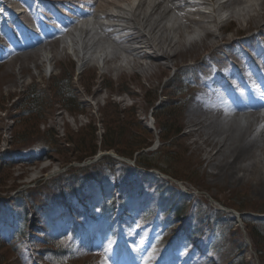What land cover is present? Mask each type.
Instances as JSON below:
<instances>
[{
  "label": "rangeland",
  "instance_id": "obj_1",
  "mask_svg": "<svg viewBox=\"0 0 264 264\" xmlns=\"http://www.w3.org/2000/svg\"><path fill=\"white\" fill-rule=\"evenodd\" d=\"M153 1L146 0L144 12ZM244 1L225 10L222 29L212 14L203 13L202 21L210 31L201 40H187L184 31L181 36L171 33L174 41L182 42L180 49H162L168 51L166 59H155L150 48L145 52L151 56L142 57L134 49L137 44L126 49V43L106 38L98 24L102 31L96 30L94 42L98 50L103 49L101 61L90 52L78 62L59 33L44 40L31 34L13 41L9 28L45 22L44 10L26 4L20 14L22 2L10 5L12 0H0V264H264V221L255 224L247 219V226L260 233L255 248L261 261L242 218L264 211V151L249 143L242 153L233 154L251 133H246L245 124H237L228 105L209 103L211 95L202 88L214 66L227 73L233 64L251 69L252 63L241 60L247 52L255 62L262 58L263 0ZM138 2L129 0L116 5L123 9L111 7L107 12L126 15V9L133 11ZM171 3L176 2L166 1L164 7ZM188 9L193 8L176 4V26L186 21L185 16L197 18L199 12L188 16ZM91 10L93 17L103 13L96 7ZM35 11L40 17H26ZM22 14L26 18H20ZM119 23L131 26L127 21ZM165 24L170 25L166 19L161 25ZM159 32L156 29L152 38ZM35 42L36 46L24 48ZM29 55L36 57L17 58ZM65 77L71 78L70 86L63 96L56 95V86ZM31 87L43 92L45 99L28 116L26 91ZM63 97H75L76 108L68 110ZM215 106H220L217 111L209 109ZM258 124L261 129L254 127L256 135L263 129L264 117ZM229 125L233 128L227 131ZM209 127L220 131L211 132L204 142ZM178 129L181 132L175 134ZM120 130L125 132L121 137ZM108 132H114L115 144H125V156L117 154L115 147L103 150ZM20 133L27 136L22 142ZM225 137L229 139L222 146ZM94 148L120 159L104 155L91 165L89 159L76 160ZM140 152H155L147 158L163 171L159 181L177 185L194 200L179 206L192 214L195 228L203 229L199 236L185 215L164 212L172 202L169 188L162 190L160 183L137 172L127 175L107 160L99 163L109 156L136 168ZM108 196L116 198L118 215L113 220L97 218L103 211L98 207ZM208 202L244 211L235 210L240 220L232 221L217 217ZM104 204L111 210L112 201ZM60 210L64 214L59 216Z\"/></svg>",
  "mask_w": 264,
  "mask_h": 264
},
{
  "label": "bare ground",
  "instance_id": "obj_2",
  "mask_svg": "<svg viewBox=\"0 0 264 264\" xmlns=\"http://www.w3.org/2000/svg\"><path fill=\"white\" fill-rule=\"evenodd\" d=\"M12 1L13 2H8V3L10 5H13V4L15 5V1L22 2L23 5L20 4V7L18 8V12H17L20 14L25 13L26 8L28 7L26 4L30 5V7H32V9H33L34 5L37 7H41L44 10L41 17L43 19H46V20L50 19V18H64L65 16H69V15L75 14L76 12H79L83 8L92 9V8L96 7L99 12L100 11L103 12L102 15L99 16V18L103 17L107 20L110 19L112 21H127V23L131 24V29H132L131 31H127L124 28H120L117 30L113 29L114 33H110L107 30H105L104 31L105 37L106 38H113L112 36L114 34L115 35L120 34L121 38L118 40L124 44L126 43L125 48L127 49L129 46L132 47V45L137 44L134 47V49L140 50L141 55H143L142 57H144V58L151 56L145 52L146 48H150L155 53L153 56L155 59H166L165 56H168V51H162V49L164 47H172V49L173 48L180 49L181 42H182L180 40L174 41L172 36H171V33L177 32V34H179L181 36L182 31H184L183 35L185 36V38H187V40L188 39L189 40H195L196 38H195V36L192 35L191 31H189L187 34L185 33V31L187 29L192 28L193 27L192 24H195V23H196V26H198L199 28H201L203 30H205L207 28V25H208V24H205V21H202V19L204 18L203 17L204 14L199 12V14H197V16H196L197 18H189V17L185 16L184 18H186V21L176 26V18H174V13H177V10H176V4L178 2L177 0H156V1H153V3H151L152 5H150L149 10L146 12H144L145 11L144 7L147 4L146 0H138L139 1L138 4L136 5L135 8L133 7V11L131 10V12H130L131 16H124V15H120V14L115 15V14L107 12V10L111 7L123 9L122 7L116 6V5L123 3V2H126V1L128 2L129 0H30V1L29 0H12ZM166 1L167 2H176V3H175V5H174V3H171V5L169 4V5L164 7V2H166ZM204 1L206 3L212 2V0H204ZM243 1L244 0H229L228 2H226L220 6L222 9L232 8V6H234L233 8H238L240 5H242L243 3L246 2V1H244V2ZM263 4H264V0H263ZM17 6H19V5H17ZM44 7H45V9H44ZM138 10H140L139 14H137ZM260 10H261V12L259 14L261 15V17H264V8L260 7ZM92 13H94L93 10H91L90 14H92ZM40 14H41V12H40ZM259 14L257 16H259ZM31 15H33V14H31ZM36 16L40 17L39 14L36 13V11H35L33 16H26V17H29V18L34 17L35 18ZM19 17L20 18H22V17L26 18L25 15H23V14H22V16H19ZM164 19H166L168 24H170V25H166V24L161 25ZM213 21L214 20H212V23H213ZM209 23H211V22H209ZM85 25L86 26H82L79 29L75 27L69 34H67V37H66L67 39H65L64 42H66L68 44V47L71 50H73L76 58L78 59V62H83L85 57H87L86 55L90 54V52H91V54L96 55L95 56L96 58L98 57V59H97L98 61H101L103 49L98 50L99 46L96 44V42H94L97 29H96L95 25L92 23L88 22ZM220 26L221 27L218 26V29H222L224 25H220ZM115 27H117V26H115ZM156 29H159V31H160L159 33H161V34H159V36L157 38L155 37V39H153L152 37H153ZM201 39L202 38L197 37L196 40H201ZM143 40H145V41L142 42ZM53 42L54 41H52L51 43H48V44L50 45ZM36 44L37 43L35 42L34 44L26 45L24 48L34 47V46H36ZM130 47H129V49H131ZM125 48H124V50H125ZM92 49H93V51H91ZM134 49H132V50H134ZM42 51H44V53H45L46 50H42ZM249 54H248V52L245 53L243 56H241V60H244V61L247 60L250 63H252L251 60H248L251 58L250 57L251 54L250 55ZM25 57L33 58L36 56L29 55V56H23V57L20 56L17 58L20 59V58H25ZM113 57H112V60L115 59V57L114 58ZM259 64L264 66V58L260 59ZM251 73H252V75L256 76L255 65L253 63L251 64V69L249 71H246V70L243 71V74H246V75H249ZM236 82L244 83V81L240 75H238ZM197 100H201V99L198 97ZM219 107L220 106H215V107H210L209 109L214 111L216 109L218 110ZM260 107H262V106L256 107V108L251 109V110H254V111L258 110L259 111ZM228 110L231 111L230 107H228ZM249 110L250 109L244 110V111H242L241 114H238L235 116L237 124L238 125L239 124H245L248 127V128L246 127V129H245L246 133L250 132L251 135L248 136L249 138H246L247 141H245V143L239 144V146H236V148L233 151V154L242 153L244 150H246L248 148L249 143L257 144L258 147L260 148V150L264 151V126L262 127L263 129L258 135H256L255 131H254V127H256L255 128L256 130H258V128L261 127V125H259L258 122H259V118L264 117V113H260V112L255 113L254 112L253 115H248L246 113V111H249ZM201 121H203V120H201ZM195 123L198 124L197 122H195ZM232 128H233V125H229V128H227V131L232 130ZM219 131L220 130H218V129H213L212 127H209L208 133H205L208 136L206 137V139H204V142L208 141L209 136L212 135L211 132L217 133ZM223 131L227 132L226 129ZM224 132H222V133H224ZM227 139H229V138L225 137L221 140L222 146L225 145L226 141H228ZM209 143H211V142H209Z\"/></svg>",
  "mask_w": 264,
  "mask_h": 264
},
{
  "label": "trees",
  "instance_id": "obj_3",
  "mask_svg": "<svg viewBox=\"0 0 264 264\" xmlns=\"http://www.w3.org/2000/svg\"><path fill=\"white\" fill-rule=\"evenodd\" d=\"M62 80H65L64 83H60V84H58V86H56V88H57V91L55 93L56 95L59 94L60 96H63L62 93L63 92H66L65 91V88H67V87L70 86L71 78H69V77L66 78L65 77V79H62ZM26 92H27L26 93V95H27V99L26 100H27L28 105L30 107L29 110H26L27 111L26 114L28 116H30L31 114H33V113L36 112L34 107H41V106L44 105V102L43 101H44L45 98H43V95H42L44 93L41 92V91L36 90L34 87L29 88ZM75 100H76L75 97H72L71 100L63 97V100L62 101H63V103H65V106L67 107V109L70 110L71 108H73V109L76 108V102H75ZM157 110H159L158 107L155 108V111H154V120H155V123H157L156 122L157 121V118H156V115H155V112ZM168 129L169 128L166 129V131H167L166 134H168L169 131H170ZM120 132L121 133H118L117 134L119 137H121L122 135L125 134L124 130H120ZM180 132H181V130L178 129V130H176L175 134H179ZM113 133L114 132H108V133L104 134L105 136H104V139L102 141L103 142L102 143L103 150H109V149L115 147L114 149H116L115 152L117 154H119L120 156H125L126 155L125 154L126 153V151H125L126 150L125 149V144L124 145L115 144L114 141L111 140L112 139V136H113L112 135ZM26 137L27 136H25L24 133H20L19 136H18V140L20 142H22L23 140L26 139ZM160 142H162L161 135H160ZM148 146H149V144H147L145 147L147 148ZM97 152H98L97 149L94 148L93 151L90 152V154L88 153V154L84 155L83 157L78 158L76 160L77 161H84L85 159L93 158L96 155ZM136 152H137V150L136 151L134 150L131 154L134 155ZM82 153H84V152H82ZM154 153L155 152H153V153H143V152L141 153L140 152V154L137 155L136 156V159H135L136 160V168L135 167H132V166H125L124 163L118 162V161L114 160L113 158H111L109 156H105L104 158H102L99 163L104 162V161L107 160L108 163H112L113 165H119V166H121L122 167V170H125V173L127 175L128 174H131L132 172H137L138 175H140V176L150 178V181L151 182H154V183H157V184L160 183V184H158V187L160 189H162L163 186H165L166 188H169L168 190L170 192V195H171L170 198H171L172 202H170V204H167V207L168 208H167L166 211L164 210V212L165 213L167 212L168 214L169 213H174L175 216L185 215L190 220V222L192 223L191 228H193L194 234H198L197 232L199 230L202 232L203 229L201 230L200 227L199 228H195V226H194V219L191 217L192 214L191 213H186L184 211V205L182 207L179 206V204L181 202H184V203L185 202H188V203L194 204V200L189 199L190 197L188 196V194L184 193L178 187H176L177 185H170V184H167L166 182H163V181L160 182L159 181L160 180V177L156 173L151 172V170H158L159 172H163L161 169L158 168V166L152 165V163L148 162L149 160L147 158V154H154ZM95 167H96V165H94V167L92 169L94 170ZM89 168H91V167H89ZM97 177H99V176L95 174L94 175V178L97 180V182L101 183V180H99ZM115 199L116 198L106 200V202L107 201H112L111 211H107L106 210L109 215H111L114 212V210H115V208L117 206ZM187 200H190V201H187ZM163 207L164 206L161 205L158 208L161 209ZM230 207L234 208L235 210H237L239 212L240 211H244V210L238 209L234 205L233 206L231 205ZM190 212H191V209H190ZM214 212H215V215H217V217H219L218 215H221V216H224V217H229L232 221L235 220V218L231 214L223 213V212H220V211H217V210H214ZM256 213L262 214V213H264V211L261 210V211L256 212ZM242 218H243L244 223L246 224V228L248 230V235H249L251 244L253 245V247L255 249V252L258 254V259H260L262 261V258H261L262 256L259 254L258 250L255 248V247H257V244L255 243V239L260 238V236H259L260 233H259L258 230L254 229V228H249L247 226V219H250V220L255 221V224H260V222L264 221V218H262V217H256V216H253V215H250V214H247V215L243 216ZM251 239L253 240V242H252Z\"/></svg>",
  "mask_w": 264,
  "mask_h": 264
},
{
  "label": "water",
  "instance_id": "obj_4",
  "mask_svg": "<svg viewBox=\"0 0 264 264\" xmlns=\"http://www.w3.org/2000/svg\"><path fill=\"white\" fill-rule=\"evenodd\" d=\"M104 155H112L115 158H119L118 156L114 155L112 152L109 153V152H101L100 151L99 153H97V155L94 157V159L92 161H97L99 158H101ZM89 162H91V161H88V163Z\"/></svg>",
  "mask_w": 264,
  "mask_h": 264
}]
</instances>
